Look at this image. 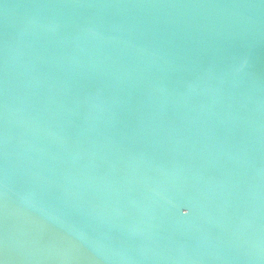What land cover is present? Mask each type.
Returning a JSON list of instances; mask_svg holds the SVG:
<instances>
[{
	"label": "water",
	"instance_id": "water-1",
	"mask_svg": "<svg viewBox=\"0 0 264 264\" xmlns=\"http://www.w3.org/2000/svg\"><path fill=\"white\" fill-rule=\"evenodd\" d=\"M0 264H264V0H0Z\"/></svg>",
	"mask_w": 264,
	"mask_h": 264
}]
</instances>
